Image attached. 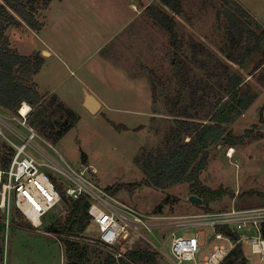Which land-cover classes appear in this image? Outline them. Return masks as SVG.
<instances>
[{"label": "rangeland", "instance_id": "374dc122", "mask_svg": "<svg viewBox=\"0 0 264 264\" xmlns=\"http://www.w3.org/2000/svg\"><path fill=\"white\" fill-rule=\"evenodd\" d=\"M132 1L55 0L48 11L41 13L40 20L46 27L41 34L25 26L7 31L12 48L24 57L37 53L46 58L47 54L41 51H52L53 56L46 58L34 81L39 83L41 92H53L78 119L76 126L56 144L46 141L34 128L38 137L28 147L27 154L40 164H47V158L60 162L61 157L103 190L123 184H141L144 175L134 164V159L142 149L158 145L172 122L164 115V98L153 106L148 71L154 70L167 87L171 86L168 81L172 75L169 36L146 13L147 19L135 18L132 25L119 32L131 17L129 6ZM134 1L138 7L161 4L159 0ZM229 3L236 4L242 11L245 9L257 23L264 25V0H183L184 16L177 18L179 35L187 37L191 34L196 41L205 43L210 49L216 47L217 51L216 44H220L223 36L220 15L225 4ZM261 59L260 54L256 55L246 71L234 67L242 76L245 88L249 87L261 99L235 124L227 127L237 137L251 131L245 144L234 148L231 157L232 149L219 146L211 150L208 168L201 177L203 185L234 193L233 198L227 196L210 204L211 213L264 206V201L258 196L264 194V112L258 108L264 105V68L255 74L250 72ZM86 91L102 105V110L96 115L83 106ZM51 97L47 96L48 100ZM18 117V114L0 110V146H9L6 139L21 145L14 131L25 137L29 135L18 124ZM118 126L126 127L127 131L116 129ZM84 156L87 159L82 164ZM93 168L95 175L90 173ZM41 170L57 183L63 180L48 167ZM190 197L189 186L178 185L167 190L143 186L134 194L122 192L116 198L143 216L175 217L205 213L203 208L190 202ZM166 198H169V203L164 212L155 214L156 208ZM66 211V205L61 202L43 219L39 230L33 226V229L21 228L20 224H31L14 209L10 222L0 214V264H65L64 244L55 234L45 230ZM139 232L153 242L147 232ZM88 235L92 238L99 236L94 226L89 228ZM129 237L133 236L127 234L123 240L127 241ZM133 238L136 248L151 247L142 237L134 235ZM211 248L212 244L208 245V250ZM244 250L246 257L251 258V264H264L259 256L251 253L249 246ZM158 262L173 264L162 255Z\"/></svg>", "mask_w": 264, "mask_h": 264}, {"label": "trees", "instance_id": "16d2710c", "mask_svg": "<svg viewBox=\"0 0 264 264\" xmlns=\"http://www.w3.org/2000/svg\"><path fill=\"white\" fill-rule=\"evenodd\" d=\"M53 1L55 0H0V110L17 115L21 105L26 103L32 108L28 124L36 128L46 141L56 144L76 126L78 119L55 95L48 100L47 96L40 93L34 78L42 71L44 57L37 53L29 57L22 56L12 48L7 35L10 28L19 29L24 25L36 33L42 32L45 24L40 20L41 13L48 11ZM160 3V6L146 8L145 13L169 36L172 75L168 81L171 86L167 87L154 70L148 71L153 106H157L160 99L164 98V115L172 119L171 126L158 145L142 149L135 157L134 164L144 175L141 184H123L104 190L117 197L122 192L134 194L143 186L167 190L187 185L191 196L201 199V208L210 213V204L227 196L234 197L230 190H213L203 185L201 177L208 168L212 148H237L244 145L252 133L248 131L237 137L227 127L235 124L257 98L249 87L245 88L242 76L233 66L243 68L246 60L254 54V49L239 53L237 46L242 40L239 37L235 39L234 36L232 48L221 49L223 56L228 59L226 61L192 36H179L176 16H184L183 0H160ZM240 12L248 16L246 12ZM237 14L238 8L223 7L220 16L230 17L231 22ZM244 27L242 22L234 19L230 28L234 31L229 32L233 36L234 32H244ZM257 40L259 51L260 44L264 43V29ZM154 111L159 113L157 109ZM64 117L66 119L62 122ZM116 129L127 131L124 126ZM13 153V149L6 144L0 146V163L3 168H7ZM54 183L67 211L53 220L45 232L55 234L64 244L65 264H159V253L150 248H136L133 237H129L127 241L122 238L118 249L126 259L119 261L109 252L101 251V247L95 248L93 245L71 240V237L86 236L93 226L88 214L90 202L86 198L73 200L66 195L62 185L56 181ZM258 196L264 201V194ZM167 203L169 198L154 213L162 214ZM20 227L33 229L29 224H20ZM217 230L228 234L222 228ZM262 235L264 237V224ZM246 258L244 247L239 244L223 264H246Z\"/></svg>", "mask_w": 264, "mask_h": 264}, {"label": "built area", "instance_id": "2783aa9c", "mask_svg": "<svg viewBox=\"0 0 264 264\" xmlns=\"http://www.w3.org/2000/svg\"><path fill=\"white\" fill-rule=\"evenodd\" d=\"M26 106L28 110L23 113ZM31 112L32 108L26 103L19 108L18 124L29 135L25 137L14 131L21 145L6 139L14 153L7 168H3L0 163V214L9 222L14 209L34 229L39 230L43 226V219L62 202L54 180L41 170L48 167L62 176L63 180L59 184L68 197L73 200L86 198L90 202L88 214L98 231V238L79 236L70 239L101 247L118 261L126 259L118 247L122 238L128 234L142 237L151 246L150 250L171 260L173 264H223L239 244L244 248L249 246L251 253L264 262V206L247 210L233 209L219 214L205 212L175 217L140 215L75 171L63 158L60 157V162L47 158V164H40L28 155V147L38 137L35 129L28 124ZM90 173L95 175L96 170L93 168ZM218 228L224 229L228 234L218 231ZM139 231L147 232L153 242ZM183 232L193 235L187 236ZM210 244L212 248L208 250ZM246 259V264H251V258Z\"/></svg>", "mask_w": 264, "mask_h": 264}, {"label": "crops", "instance_id": "0c3cea01", "mask_svg": "<svg viewBox=\"0 0 264 264\" xmlns=\"http://www.w3.org/2000/svg\"><path fill=\"white\" fill-rule=\"evenodd\" d=\"M160 1V0H159ZM135 1L133 0L132 2H131V4H130V6H129V10L131 11V14H129V15H131V17L129 16V19H127L126 21H125V23L122 25V27L118 30L119 32H121V31H123V30H126L130 25H132V22H133V20L135 19V18H137V19H141V18H145V19H147L146 17H145V9L146 8H148V7H150V6H144V7H138V5H136L135 3H134ZM154 6H157V5H154ZM225 8H227V9H229V8H232V9H236V8H238V14L236 15V17L234 18V19H238L239 20V22L241 23H243L244 24V32H239V33H237V32H234L233 33V36L231 35L232 33L231 32H229V30H233V29H230L231 27H232V22L234 21V19L230 22V17H228V16H226V15H224V17L222 18V21H221V31H222V34H223V36H222V43L220 42V44L218 43V44H216L217 45V48L219 49V51H218V49H217V51H215V49H216V47H214V49H211L213 52H215V53H219L218 55H221L222 56V58L223 59H225L226 61H228V59H227V57H224L223 56V53H222V51H221V49H224V50H228V49H230V48H232V46H233V42H232V37H234L235 36V39L237 38V37H239V39L240 40H242V43L241 44H239L237 47H238V49H239V53H246L249 49L251 50V49H254V54L249 58V59H247L246 60V62H245V65H244V67L243 68H240V67H238V66H236V65H233L232 63H229V64H231V65H233L234 67H238L239 69H241V70H247V65L252 61V59L256 56V55H258V54H260L261 56H262V59H261V61H260V63L258 64V65H255L251 70H250V72H252V74H255V73H257L258 71H260L262 68H264V64H263V59H264V43H262V44H260V50L259 51H257V47H258V40H257V37L259 36V37H261L262 36V32H263V29H264V25H260L259 23H257L256 22V20L253 18V17H251L247 12H246V10L244 9L243 11L244 12H246L247 13V15L248 16H246V15H243V14H241V12H240V8H239V6H237L236 4H232V3H229V4H225ZM143 16V17H142ZM45 17V16H44ZM176 18H179L178 16H176ZM181 18V17H180ZM230 18V19H229ZM233 18V17H232ZM151 19V18H150ZM45 24V23H44ZM25 26V25H24ZM25 27H27V26H25ZM46 28V27H45ZM44 28V29H45ZM234 31V30H233ZM177 33L179 34L180 32H179V30L177 29ZM40 34H41V32H40ZM191 35V34H190ZM190 35H187V37L188 36H190ZM180 36V35H179ZM192 36V35H191ZM181 37V36H180ZM192 38H196V37H194V36H192ZM198 43H201V41H198ZM203 43V42H202ZM205 44V43H204ZM214 44V43H213ZM170 45V44H169ZM206 45V44H205ZM206 47H208L207 45H206ZM210 49V48H209ZM19 52V51H18ZM41 52H43V54L45 55V54H47V56H46V58L47 57H52L53 55V53H52V51L51 50H49V49H43ZM20 53V52H19ZM46 58H44V60H45V62H46ZM39 76V75H38ZM37 76V77H38ZM36 77V78H37ZM35 80V79H34ZM36 82V84L38 85V87H39V91H40V93L43 95V96H52V95H55L53 92H41V89H40V85H39V83L37 82V81H35ZM144 84L143 85H145V82H143ZM88 92V91H87ZM257 95V94H256ZM261 99V96L258 98H256V100H255V102L249 107V109L246 111V112H249L251 109H253L256 105H257V103H258V101ZM83 104H84V101H83ZM84 106V105H83ZM259 109L261 108V113L262 112H264V105H261V106H259L258 107ZM257 108V109H258ZM256 109V110H257ZM101 110H102V107H101ZM245 112V113H246ZM244 113V114H245ZM243 114V115H244ZM242 115V116H243ZM49 144V143H48Z\"/></svg>", "mask_w": 264, "mask_h": 264}, {"label": "water", "instance_id": "95a60500", "mask_svg": "<svg viewBox=\"0 0 264 264\" xmlns=\"http://www.w3.org/2000/svg\"><path fill=\"white\" fill-rule=\"evenodd\" d=\"M84 108L91 114L96 115L101 111L102 105L89 92H85ZM87 157H83L82 164H85ZM190 202L197 206H203V201L195 196L190 197Z\"/></svg>", "mask_w": 264, "mask_h": 264}, {"label": "bare ground", "instance_id": "6f19581e", "mask_svg": "<svg viewBox=\"0 0 264 264\" xmlns=\"http://www.w3.org/2000/svg\"><path fill=\"white\" fill-rule=\"evenodd\" d=\"M28 109H27V106L23 109V113L26 112ZM234 153V150H230V153H229V157H231Z\"/></svg>", "mask_w": 264, "mask_h": 264}]
</instances>
